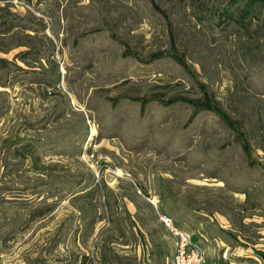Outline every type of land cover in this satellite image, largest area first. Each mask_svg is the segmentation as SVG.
I'll return each instance as SVG.
<instances>
[{
    "label": "rangeland",
    "instance_id": "374dc122",
    "mask_svg": "<svg viewBox=\"0 0 264 264\" xmlns=\"http://www.w3.org/2000/svg\"><path fill=\"white\" fill-rule=\"evenodd\" d=\"M0 7L26 27L12 44L43 58L1 54L0 264H173L159 215L206 264H224L223 245L264 264L248 249L264 253V37L243 47L189 1Z\"/></svg>",
    "mask_w": 264,
    "mask_h": 264
},
{
    "label": "trees",
    "instance_id": "16d2710c",
    "mask_svg": "<svg viewBox=\"0 0 264 264\" xmlns=\"http://www.w3.org/2000/svg\"><path fill=\"white\" fill-rule=\"evenodd\" d=\"M189 1L191 4L196 5L195 13L192 14L197 23H202L204 20L210 21V25L213 27H227L228 25H233L240 31V42L243 47L244 45H251L254 42L259 44L262 37H264V21L260 20V13L262 7H264V0H222L225 6L222 8H207V3L212 0H177L178 4L183 5ZM219 2V0H218ZM222 3V2H221ZM219 3V4H221ZM260 6L261 8H257ZM208 14V16L205 14ZM17 15L10 12L7 7H0V71H4L9 67L10 62L1 57V54H8L13 48L16 47H26L21 53V61H25L26 58L34 57L33 62L38 61L37 64H41L42 57H40L41 46L35 47L29 46L28 41L18 42L12 44L14 41V29H21V31H26V27L23 25L14 24V19ZM262 23V24H260ZM255 27L254 30L252 27ZM36 35V30H34ZM29 36V35H28ZM27 36V37H28ZM259 47V46H258ZM249 49V48H248ZM9 75V71L6 72ZM3 84H1L2 86ZM97 188L91 187L85 190H79V194L74 195L77 192L72 193L73 201H80L81 204L78 207L80 213H86L93 211L95 209L93 194ZM101 260L106 261L105 253L101 254ZM80 264H86L85 259Z\"/></svg>",
    "mask_w": 264,
    "mask_h": 264
},
{
    "label": "built area",
    "instance_id": "2783aa9c",
    "mask_svg": "<svg viewBox=\"0 0 264 264\" xmlns=\"http://www.w3.org/2000/svg\"><path fill=\"white\" fill-rule=\"evenodd\" d=\"M159 218L173 237V264H206L202 251L199 246L192 241L189 234L173 225L170 218L164 215H159ZM221 250L220 259L224 264H240V261L236 259L226 245H223ZM241 264L250 263L242 262Z\"/></svg>",
    "mask_w": 264,
    "mask_h": 264
},
{
    "label": "crops",
    "instance_id": "0c3cea01",
    "mask_svg": "<svg viewBox=\"0 0 264 264\" xmlns=\"http://www.w3.org/2000/svg\"><path fill=\"white\" fill-rule=\"evenodd\" d=\"M251 252H254L256 258H259L261 261L264 262V253L255 252L254 249L248 248ZM247 250V249H246Z\"/></svg>",
    "mask_w": 264,
    "mask_h": 264
}]
</instances>
